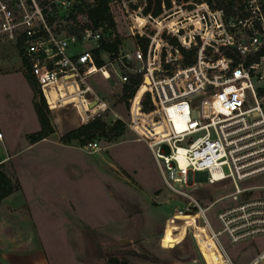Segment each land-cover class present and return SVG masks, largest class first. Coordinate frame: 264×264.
I'll return each mask as SVG.
<instances>
[{"label":"built area","instance_id":"built-area-1","mask_svg":"<svg viewBox=\"0 0 264 264\" xmlns=\"http://www.w3.org/2000/svg\"><path fill=\"white\" fill-rule=\"evenodd\" d=\"M225 1L235 15L206 0H112L134 47L121 43L98 57L112 31L105 23L71 32L79 0H0V38L17 47L47 107L73 105L83 124L111 109L94 88L97 78L124 87L138 76L127 119L114 121L147 144L167 188L189 199L180 213L198 214L227 254L223 237L233 245L264 238V183L246 186L264 177V0ZM184 51H195L192 63L184 64ZM12 158L0 122V170ZM198 174L208 184L229 181L233 191L203 207L176 186L191 187ZM224 199L230 203L215 212L214 225L208 212ZM247 264H264V248Z\"/></svg>","mask_w":264,"mask_h":264},{"label":"rangeland","instance_id":"rangeland-1","mask_svg":"<svg viewBox=\"0 0 264 264\" xmlns=\"http://www.w3.org/2000/svg\"><path fill=\"white\" fill-rule=\"evenodd\" d=\"M113 13L116 34L125 48H133L130 30L116 6ZM27 71L17 47L0 38V122L13 155L2 169L15 186L21 184L20 190L0 205V253L8 246L11 226L21 225L32 236L17 238L29 248L40 247L37 251L24 248L26 251L19 253H43L50 264H107V252L123 250L156 259L120 258L128 264H180L191 259L201 264H230L227 254L234 264H247L264 248V238L233 245L223 237L226 254L213 242L198 214L178 215L189 199L167 188L149 147L129 128L113 142L98 135L86 145L64 143V134L83 124L77 109L73 105L46 108L55 132L30 144L28 135L41 128L35 108L41 98L30 86ZM94 88L111 107L103 121L112 124L117 117L127 119L128 107L120 101V83L97 78ZM146 90V86L141 88L136 106ZM204 115H208L206 108ZM94 142L99 150L91 148ZM205 180L204 174H198L191 177V187L176 186L193 194L203 207L233 191L229 181L208 184ZM263 183L264 177H257L246 186ZM229 203V199L221 200L209 210L214 225L215 212ZM39 227L44 232L41 240L35 231L32 233Z\"/></svg>","mask_w":264,"mask_h":264},{"label":"trees","instance_id":"trees-1","mask_svg":"<svg viewBox=\"0 0 264 264\" xmlns=\"http://www.w3.org/2000/svg\"><path fill=\"white\" fill-rule=\"evenodd\" d=\"M111 1L112 0H79L72 14V18L74 22H78V24L77 26L71 27L69 30L71 32H74L76 31L77 28L84 29L90 26L96 29L104 25L105 23H108V26L104 27L105 32L107 33L111 30L112 33H116L117 24L115 21L114 13L110 5ZM206 1H208L214 7H224L228 16H232L236 14V12L232 9L231 6L232 3L228 5L225 0H206ZM79 17H81L80 18L81 21H79ZM111 34L100 41V48L96 50L98 57L100 51H106L114 54L118 52L122 40L118 35L113 37ZM141 44L143 46L145 43H143L142 41ZM183 53H184V64L192 63L194 60L195 51L192 52L184 51ZM228 54H231V52L228 51ZM253 58L256 57H250L248 60L250 61ZM97 63L101 64L102 60L98 59ZM26 78L30 86L32 87L35 95L40 96L41 98V102H35V108L38 113L41 128L39 131L28 135V140L30 144H35L44 139H47L50 135H52L55 132V130L47 115L46 108L48 107L47 104L45 103L44 98L41 95V89L36 78L32 75V73L29 70L26 73ZM139 83H140V78L138 76L136 77L133 76L131 83L126 84L123 87V93L120 97V101L125 102L127 107H129L130 100L133 97L136 87L139 85ZM142 87H145V85ZM141 88L139 89L135 97V101L141 100V96H140ZM102 118L103 117L96 118L87 124H83L77 128L68 131L61 138V141L64 143L78 141L80 144L86 145L87 143L95 140V138L98 135H100L106 138L108 141L113 142L119 139L120 137H122L126 133L127 125L123 120L117 119L114 121V123L107 124L105 121H103ZM16 185L17 186H15L12 183L11 178L6 174V172L3 169H1L0 170V205L2 204L3 200L6 197L16 192L17 190H20L21 184L18 182ZM129 255H135L138 257H142L146 260L151 259L156 261V259L149 258L139 253H136L134 250H123V251H118L116 253L107 252L105 255L107 258L106 263L128 264L127 261L121 260L120 258L123 256L124 258H127V256ZM172 262H168V264H173Z\"/></svg>","mask_w":264,"mask_h":264},{"label":"crops","instance_id":"crops-1","mask_svg":"<svg viewBox=\"0 0 264 264\" xmlns=\"http://www.w3.org/2000/svg\"><path fill=\"white\" fill-rule=\"evenodd\" d=\"M6 199H7V197L3 200V202ZM3 202H2V204H3ZM30 219H31V217H30ZM30 222H31V224L33 226L32 219L30 220ZM34 231H35V234L39 236V240H41V236H42L41 234L43 232L42 228L41 227H39L38 229L37 228H35V229L33 228L32 229V233L33 234H34ZM10 232H11L10 233L11 236L7 240L8 246L4 247V250H3L4 253H0V259L3 260V262L2 263L0 262V264H14V262L16 264V262H21L22 260L25 261L26 264H30V262H31V264H50L49 261H48V259L44 256L43 253L41 255L40 254H36L34 256L33 255L25 256V255L19 253V251H21V250L26 251L25 249H28L30 251H32V250L35 251L36 250V247H40L39 244L38 245L36 244L35 247L29 248V247H27L28 245H24L22 243L24 241H22L21 238H17V236H24V235L32 236L31 233H26L24 231V228L22 227V225L19 226V227H17V226H11ZM43 234H44V232H43ZM209 235H210V233H209ZM210 236H211L213 242L215 243L216 240H215L214 236L212 235V233H211ZM220 248H221V246H220ZM26 257H27V259H26Z\"/></svg>","mask_w":264,"mask_h":264},{"label":"water","instance_id":"water-1","mask_svg":"<svg viewBox=\"0 0 264 264\" xmlns=\"http://www.w3.org/2000/svg\"><path fill=\"white\" fill-rule=\"evenodd\" d=\"M180 264H201V262L198 260L191 259L184 262H180Z\"/></svg>","mask_w":264,"mask_h":264},{"label":"bare ground","instance_id":"bare-ground-1","mask_svg":"<svg viewBox=\"0 0 264 264\" xmlns=\"http://www.w3.org/2000/svg\"><path fill=\"white\" fill-rule=\"evenodd\" d=\"M178 215H183L184 213H177ZM206 226V225H205ZM207 228L209 229V227L207 226ZM210 230V229H209ZM211 232V231H210ZM212 233V232H211ZM212 235H213V233H212ZM214 236V235H213ZM215 238V237H214ZM216 240V239H215ZM217 241V240H216ZM218 242V241H217ZM219 244V243H218ZM230 261V260H229Z\"/></svg>","mask_w":264,"mask_h":264}]
</instances>
